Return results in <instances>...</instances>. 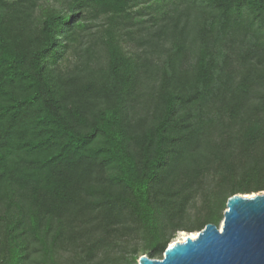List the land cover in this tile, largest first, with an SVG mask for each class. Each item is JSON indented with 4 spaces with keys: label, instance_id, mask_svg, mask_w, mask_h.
Wrapping results in <instances>:
<instances>
[{
    "label": "trees",
    "instance_id": "obj_1",
    "mask_svg": "<svg viewBox=\"0 0 264 264\" xmlns=\"http://www.w3.org/2000/svg\"><path fill=\"white\" fill-rule=\"evenodd\" d=\"M261 190L264 0H0V264L161 258Z\"/></svg>",
    "mask_w": 264,
    "mask_h": 264
},
{
    "label": "water",
    "instance_id": "obj_2",
    "mask_svg": "<svg viewBox=\"0 0 264 264\" xmlns=\"http://www.w3.org/2000/svg\"><path fill=\"white\" fill-rule=\"evenodd\" d=\"M190 233L161 258L140 255L138 264H264V190L230 195L219 224Z\"/></svg>",
    "mask_w": 264,
    "mask_h": 264
},
{
    "label": "rangeland",
    "instance_id": "obj_3",
    "mask_svg": "<svg viewBox=\"0 0 264 264\" xmlns=\"http://www.w3.org/2000/svg\"><path fill=\"white\" fill-rule=\"evenodd\" d=\"M223 211H224V210H223ZM181 232H184V233H188V234H189V231H185V230L178 231V232L175 233V237H174L171 241L179 239V237H180V233H181ZM193 232H197V231H193ZM66 256H67V254H63V255L59 258V260L63 261V260L66 258ZM137 264H138V262H137Z\"/></svg>",
    "mask_w": 264,
    "mask_h": 264
},
{
    "label": "bare ground",
    "instance_id": "obj_4",
    "mask_svg": "<svg viewBox=\"0 0 264 264\" xmlns=\"http://www.w3.org/2000/svg\"><path fill=\"white\" fill-rule=\"evenodd\" d=\"M196 233H197V232H191L190 235H194V234H196ZM187 235H188V233L181 232V233H180V237H179V239L184 238V237H186Z\"/></svg>",
    "mask_w": 264,
    "mask_h": 264
}]
</instances>
